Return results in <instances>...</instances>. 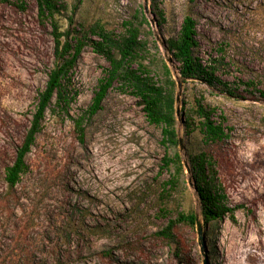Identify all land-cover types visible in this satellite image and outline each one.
Masks as SVG:
<instances>
[{
  "label": "rangeland",
  "instance_id": "1",
  "mask_svg": "<svg viewBox=\"0 0 264 264\" xmlns=\"http://www.w3.org/2000/svg\"><path fill=\"white\" fill-rule=\"evenodd\" d=\"M63 1L62 30L71 17L120 35L125 22L145 16L146 50L137 60L157 81L160 60L168 65L183 147L163 145L161 129L117 83L87 115L108 63L86 46L71 75L73 99L67 107L52 100L25 157L27 170L10 190L4 170L30 126L54 44L49 25L37 20L36 0H22L23 9L19 0L0 2V264H202L195 224L176 223L173 241L158 235L179 213L194 212L203 223L189 160L202 151L235 209L233 218L203 223L207 264H264V0ZM186 15L196 23L198 55L224 84L183 81L178 62L167 61L165 42ZM196 98L213 109L227 137L204 142L192 111ZM175 152L184 172L171 186L174 169L162 158Z\"/></svg>",
  "mask_w": 264,
  "mask_h": 264
},
{
  "label": "trees",
  "instance_id": "2",
  "mask_svg": "<svg viewBox=\"0 0 264 264\" xmlns=\"http://www.w3.org/2000/svg\"><path fill=\"white\" fill-rule=\"evenodd\" d=\"M5 1L7 0H0V2ZM19 3L23 9L22 0H19ZM36 5L38 22L42 25L48 24L51 28L54 61L48 72L45 87L38 93L30 126L16 150L13 162L4 170L7 187L11 190L27 170L25 157L41 130L52 100L55 99L57 106L67 107L73 99V96H70L71 75L86 46H90L108 63L104 76L99 80L97 90L94 92L92 103L86 111L87 115L91 116L100 109L108 89L117 83L122 90L130 91L138 98L147 122L161 129V143L167 148L176 147L179 136L176 128L175 80L163 60H160L163 74V79L160 81L154 80L148 66L137 60L146 50L147 44L140 37L142 24H148L141 11L139 12L142 14V20L137 23L130 20L125 22L122 34L115 35L99 25L86 27L83 23L73 22L71 17L68 27L62 30L59 17L64 9L63 0H36ZM165 47L170 52L171 58L179 64L178 73L181 80H199L208 85L224 84L217 79L215 67L212 64H204L197 53L196 23L192 16L186 15L183 18L177 35L168 38ZM155 49L158 50L156 43ZM260 94L264 97V92ZM192 111L198 119L196 127L200 130L204 142L214 143L227 137L222 124L213 119V109L203 104L201 98L194 100ZM183 123L188 131L192 124L191 116L187 115ZM189 160L193 185L202 206L203 223L214 225L226 214L233 218L235 209L227 205L226 194L217 184L213 159L207 152L202 151L190 156ZM162 161L163 166L174 169L169 180L172 186L178 176L184 172L182 159L179 153L175 152L172 156L165 155ZM195 215L194 212L179 213L176 219L170 220L158 232V235L173 241L174 225L182 223L193 226Z\"/></svg>",
  "mask_w": 264,
  "mask_h": 264
},
{
  "label": "water",
  "instance_id": "3",
  "mask_svg": "<svg viewBox=\"0 0 264 264\" xmlns=\"http://www.w3.org/2000/svg\"><path fill=\"white\" fill-rule=\"evenodd\" d=\"M145 2H147V0H144ZM171 57H169L167 59V61H171ZM177 85L178 87H180L181 85V82H177ZM178 98L176 97V102H177ZM176 115H178V110L176 109ZM178 142H179V145H180V149H182L183 145H182V138H178ZM185 165V168L187 169V171L189 170L187 167H186V163H184ZM195 225H196V231H197V234H198V243L200 244V250H201V253L203 255V261H202V264H207V255L205 253V248H206V243H205V238H204V234H203V223H202V220L199 218V215L196 214L195 215Z\"/></svg>",
  "mask_w": 264,
  "mask_h": 264
}]
</instances>
